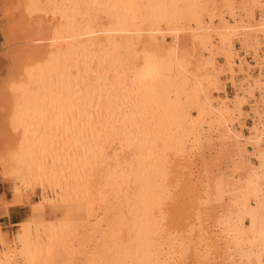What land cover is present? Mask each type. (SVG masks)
<instances>
[{
	"label": "bare ground",
	"instance_id": "obj_1",
	"mask_svg": "<svg viewBox=\"0 0 264 264\" xmlns=\"http://www.w3.org/2000/svg\"><path fill=\"white\" fill-rule=\"evenodd\" d=\"M0 5V264H264V0Z\"/></svg>",
	"mask_w": 264,
	"mask_h": 264
},
{
	"label": "rangeland",
	"instance_id": "obj_2",
	"mask_svg": "<svg viewBox=\"0 0 264 264\" xmlns=\"http://www.w3.org/2000/svg\"><path fill=\"white\" fill-rule=\"evenodd\" d=\"M0 12H2V6L1 5H0ZM0 17H1V13H0ZM1 18H0V54H1L0 55V88H3L4 82H5V77L7 76L6 71H7V56H8V54L6 52H8L9 48L6 47L5 45H3V46L1 45V42L3 39L1 31L3 30V27L5 25L4 20H2ZM5 61H6V63H5ZM1 91L2 90L0 89V92ZM227 93L231 97L233 94V90L231 88L230 89L227 88ZM1 95L2 94L0 93V99H1ZM1 101H2V99L0 100V103H1ZM1 105L2 104H0V107H1ZM246 124L249 127H251L253 125L252 121H250V120H248ZM30 192L31 191H27L26 193L29 194ZM34 194L33 195L30 194L29 198L28 197L25 198L24 207L17 208L15 210L11 209L9 211L10 214H8V216L4 217L0 212V225L2 226L1 228L3 229V231L8 233L10 240H14L15 237L17 236V234L19 233V227H18L17 223L21 220L29 218L30 216H32V218L34 220H37V221L38 220H53L58 216H63L64 210L68 209L67 210L68 212H73L75 210L77 212H79L80 210H82L81 209L82 206L80 204H75V205H72V206H69V207H66L63 209H61L60 207H57V206L46 208L42 205L37 204L39 192H37L38 195L36 193H34ZM11 197H12V194H11V188H10L9 183L6 181L3 183L0 182V198H3L6 202H9ZM28 204H29V206H28ZM10 232H12V233H10ZM11 235H12L13 239H11Z\"/></svg>",
	"mask_w": 264,
	"mask_h": 264
}]
</instances>
